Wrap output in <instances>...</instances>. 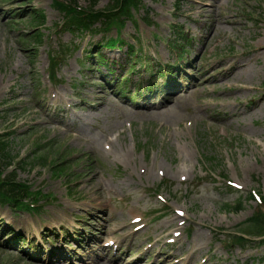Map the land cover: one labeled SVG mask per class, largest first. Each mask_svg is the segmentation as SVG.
Listing matches in <instances>:
<instances>
[{
	"label": "rangeland",
	"instance_id": "1",
	"mask_svg": "<svg viewBox=\"0 0 264 264\" xmlns=\"http://www.w3.org/2000/svg\"><path fill=\"white\" fill-rule=\"evenodd\" d=\"M61 1L79 10L115 5L114 0ZM220 1L218 7L216 0H140L120 31L114 26L103 30L102 21L95 31H86L71 26L55 0H0V139L8 141L5 152L0 147V171L39 191L41 208L20 209L0 201V264H31L35 255L52 258L48 264H168L165 258L182 250L180 244L171 250L169 242L179 227L186 246L196 232L201 240L205 235L202 241L212 235L225 241L227 246L216 243L225 250L213 254L212 263L229 258L230 264L242 263L236 259L264 264V248L258 252L257 242L236 243L226 236L247 230L250 217L262 213L257 195L264 197V106L249 110L261 92L222 90L236 83L223 76L225 59L264 37V0ZM221 12L236 15L237 22L224 25L222 40L217 33L210 39V23ZM117 32L145 55L131 74L129 47L103 50L110 61L128 57L125 76L139 78L145 63L165 69L182 65L179 77L190 83L188 93L181 85L167 96L142 91L133 102L159 104L149 110L116 98L120 93L113 88L122 70L114 63L111 74L93 55L100 50L97 43L116 39ZM253 63L257 73L252 80L264 84V57ZM150 79L130 83V93L148 87ZM206 84L210 88L204 89ZM55 90L64 102L43 107ZM174 96L160 106L161 99ZM204 97L209 106L198 111ZM216 97L232 103L239 98L248 112L222 121L218 117L224 113L210 101ZM60 117L74 121L80 136L65 124L55 129ZM93 176L94 185L87 188ZM97 190L104 191L102 202L94 201ZM237 202L240 212L226 209ZM138 224L146 226L137 232ZM8 227L12 235L5 233ZM62 229L69 231L72 244H61L62 234L54 232ZM16 233L30 242L14 243ZM241 251L244 259L238 257ZM97 256L100 261L94 262Z\"/></svg>",
	"mask_w": 264,
	"mask_h": 264
},
{
	"label": "bare ground",
	"instance_id": "2",
	"mask_svg": "<svg viewBox=\"0 0 264 264\" xmlns=\"http://www.w3.org/2000/svg\"><path fill=\"white\" fill-rule=\"evenodd\" d=\"M218 7L221 4L220 0H216ZM248 1V0H246ZM189 17H191L193 20L197 21L196 18H194L191 14H187ZM236 15L233 17H230L227 15V12H221L217 14L210 23V29H211V34H210V39L213 37L214 34L217 35L218 40H222V35L220 34V31H223L224 25L230 24L234 25L237 22V19H235ZM245 27V26H242ZM259 57H264V37L258 36V40L253 44V46L242 53H236L227 59H225L224 64L228 66V69L223 73L224 77H227L229 79L235 80V84H233L230 87H223V91L225 92L226 89H229L231 91H240V92H245V91H259L261 92V95L258 97L257 101H255L252 105H250L249 110H254L255 107H260L264 106V84L256 85L254 81L252 80L253 75L256 72L255 66L253 61H258ZM222 85V84H221ZM204 89L210 88L209 85H204ZM187 89V88H185ZM189 89L186 90V93H188ZM82 94V93H81ZM88 95V93H86ZM85 94V95H86ZM107 95V94H106ZM64 95H62L58 90H55V95H51L49 102H64L63 100ZM103 100H106L108 97L101 95ZM176 97L174 96L172 99H167L164 102L160 104V106L167 105L170 100H175ZM65 100H71L69 97H65ZM114 100V99H113ZM214 102L215 107L220 113H224L223 116H220L219 119L222 121L226 122H231L232 119L234 118H239L241 117L244 113H247L248 110H243V101L239 98L235 100L234 103L231 102L229 98H223V97H216L214 100H210ZM102 103V102H101ZM48 102L46 106H43L47 108ZM209 106V101L204 97L203 99H200L198 104H197V109L200 111L202 108H208ZM91 108L94 109H99L97 105H91ZM147 109H152V106H147ZM45 109H43L44 111ZM62 123L61 120L57 121V125H55V129L60 128V124ZM69 126L73 127L71 128L73 132H75V137H79L80 135L78 134L79 128L78 126L75 125L73 121H68ZM94 176L90 179L89 184H86L85 186L87 188H90L94 185ZM93 198L94 201H99L102 202L105 198L104 191L102 190H97L95 193H93ZM106 199V198H105ZM108 200V199H107ZM56 222V221H55ZM174 221H172L171 227H174ZM168 229H164L163 231H166ZM179 232L174 238V243L180 244V248L182 249L181 252L176 253L172 251L167 258H165V261L168 264H230V261L224 260L220 261L219 263H212L209 261V258L206 257L205 253L203 251L206 248L211 249V254L212 250L216 248L217 251L221 249L219 246H214L211 241L204 240L205 235H203L202 240L200 239L201 233L196 232L194 239L186 246L184 243V239L182 236V230L177 229ZM169 234L161 236V240H165ZM119 235V234H118ZM182 236V237H181ZM264 244V243H263ZM172 248H175V246H172ZM86 250V249H85ZM243 255H239V257H243ZM236 258V257H235ZM52 259V258H51ZM51 259H46L44 257H35L30 260L31 264H40L46 263L48 264ZM100 261V256H97L94 258V262ZM100 264V263H99Z\"/></svg>",
	"mask_w": 264,
	"mask_h": 264
},
{
	"label": "trees",
	"instance_id": "3",
	"mask_svg": "<svg viewBox=\"0 0 264 264\" xmlns=\"http://www.w3.org/2000/svg\"><path fill=\"white\" fill-rule=\"evenodd\" d=\"M127 1H131V0H116V4L123 7L125 2H127ZM10 183H11V186L7 190V191H9L8 195L10 194L12 196V194H13L14 196H16V194H19V192H20L18 185H15V183H13V182H10Z\"/></svg>",
	"mask_w": 264,
	"mask_h": 264
}]
</instances>
